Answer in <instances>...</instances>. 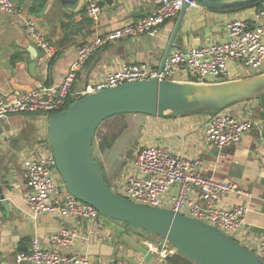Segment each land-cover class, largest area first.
Returning <instances> with one entry per match:
<instances>
[{"label": "crops", "instance_id": "crops-1", "mask_svg": "<svg viewBox=\"0 0 264 264\" xmlns=\"http://www.w3.org/2000/svg\"><path fill=\"white\" fill-rule=\"evenodd\" d=\"M154 2L114 0L110 7L103 1L99 23L94 25L86 15L84 0L74 10L65 9L59 0H15L19 13L0 11V96L11 97L35 88L60 85L82 44L101 32L148 15ZM243 14L244 11L215 13L202 6L187 9L173 48L189 49L225 41L226 22ZM28 17L38 21L52 48L51 53L36 47L26 33ZM175 24L176 18L165 23L155 36L141 35L110 44L95 53L80 71L73 92H80L107 72L119 70L130 62L158 69ZM229 71L228 81L249 77L246 70L235 63L230 64ZM224 111L255 123L238 146L221 149L206 142L204 129L211 113L169 118L124 114L127 116L125 125L115 132L116 138L111 140L110 147L101 150L97 157L106 179L113 185L118 182L122 159H125L122 155L129 151L133 154L142 145L167 146L176 156L201 159L203 176L236 181L245 191V195L227 194L218 204L248 208L238 239H243L244 242H240L255 251L264 240V147L258 142V126H264V94L238 101ZM36 118L19 113L0 120V264H17L16 253L26 251L33 239L43 248L56 249L51 236L63 227L74 230L79 238L70 249L61 251L88 256L91 264H107L116 258L135 264H172L168 257L174 253L167 257L160 255L159 244L163 239L143 238L129 231L124 223L102 219L97 224L60 215H32L26 203L28 189L22 161L28 149L34 146L36 133L46 134L44 124L38 116ZM116 125L110 123L102 129V136L108 137ZM118 147L121 148L115 157Z\"/></svg>", "mask_w": 264, "mask_h": 264}, {"label": "built area", "instance_id": "built-area-1", "mask_svg": "<svg viewBox=\"0 0 264 264\" xmlns=\"http://www.w3.org/2000/svg\"><path fill=\"white\" fill-rule=\"evenodd\" d=\"M84 1L87 17L97 25L104 0ZM185 5H188V9L201 7L193 0H155L153 10L148 15L101 32L82 44L60 85L35 88L11 97L0 96V120L12 114H35L46 128V134L41 136L33 149H28L22 161L28 189L26 203L34 217L51 214L97 224L101 220V215L94 207L77 200L66 190L55 169V159L47 136V120L50 114L67 108L69 101L104 88L146 81L156 76L160 80L177 82H226L230 78L231 63L245 69L248 78L264 73L263 6L242 10L244 14L241 17L226 22L225 41H214L189 49L173 48L160 74L156 68L130 62L119 70L107 72L103 78L89 83L80 92H73L80 71L92 55L110 44L141 35H157L162 26L176 18ZM0 11L19 13V7L15 0H0ZM25 31L36 47L47 53L52 52L36 19H26ZM254 127L255 123L250 119L236 118L224 109L219 110L211 113L206 121L205 140L221 149L235 147ZM258 128V142L264 147V126ZM202 164L199 158L176 156L167 146L142 145L127 162L124 180L111 187L133 203L172 209L216 227L238 240L248 208L242 205L222 207L218 203L227 194L246 193L236 181L203 176L200 172ZM78 238L74 230L63 227L51 236L56 249L43 248L37 239H33L26 251L16 253L15 261L17 264H91L92 259L88 256L61 251L74 246ZM159 246L163 257L174 253L169 250L165 240ZM255 252L264 259V240ZM107 264L135 263L116 258Z\"/></svg>", "mask_w": 264, "mask_h": 264}, {"label": "water", "instance_id": "water-1", "mask_svg": "<svg viewBox=\"0 0 264 264\" xmlns=\"http://www.w3.org/2000/svg\"><path fill=\"white\" fill-rule=\"evenodd\" d=\"M59 1L65 9L74 10L81 0ZM104 1L110 7L114 4V0ZM193 1L215 13L242 11L264 3V0ZM187 9L185 5L176 17L158 74L173 50ZM262 93L264 73L216 84L167 81L156 76L85 94L64 110L50 114L47 120L55 169L66 190L77 200L94 207L101 216L126 224L136 235L165 240L169 250L194 264H264L255 251L216 227L172 209L140 205L122 197L112 189L100 159L94 155L98 129L114 116L143 114L169 118L212 113Z\"/></svg>", "mask_w": 264, "mask_h": 264}, {"label": "rangeland", "instance_id": "rangeland-1", "mask_svg": "<svg viewBox=\"0 0 264 264\" xmlns=\"http://www.w3.org/2000/svg\"><path fill=\"white\" fill-rule=\"evenodd\" d=\"M78 98H80V97H78ZM77 98V99H78ZM75 100V99H74ZM72 102V101H71ZM71 102L69 103V105L71 104ZM28 115H31V116H34L35 117V119H37L36 118V116H38V115H35V114H28ZM39 117V116H38ZM114 117H116V118H114L113 120H108V121H106L105 123H103V124H101V126H100V128L98 129V131H97V135H96V138H95V141H94V155L97 157V155H99L100 154V151L102 150L101 149V146H100V141H101V139H102V135H103V131L104 130H102V129H104L106 126H108V125H110V123H117V125H116V127H114V129H112V131H110L109 133H108V137H107V140L109 141L110 139H111V137L115 134V132H117V131H119L124 125H125V119H126V115H121V116H114ZM35 127H37V125L35 124ZM41 134L40 133H36V135H35V139H34V146H36L37 145V143H38V141H39V139L41 138ZM34 146H32V147H30V149H33L34 148ZM121 147H118V149H116L115 150V157L117 156V153H118V151H119V149H120ZM134 153L135 152H133V154H132V151H129L128 153H126L125 155H122L123 157L122 158H125V159H122L123 161H122V163H121V166H120V171H119V173H118V181H120V180H124V178H125V170L124 171H122V169H123V166H124V164L125 163H127L128 161H129V158H131L133 155H134ZM133 158V157H132ZM108 181V180H107ZM109 182V181H108ZM111 186H113V184L112 183H109ZM115 185V184H114ZM104 220L105 222L106 221H113L112 219H110V218H107V217H104V216H101V220ZM156 239H158L157 237H155ZM238 241H239V239H238ZM240 241L243 243L244 241H243V239H240ZM255 251H257V249L255 250Z\"/></svg>", "mask_w": 264, "mask_h": 264}, {"label": "trees", "instance_id": "trees-1", "mask_svg": "<svg viewBox=\"0 0 264 264\" xmlns=\"http://www.w3.org/2000/svg\"><path fill=\"white\" fill-rule=\"evenodd\" d=\"M264 6V3L262 4H259L258 7H263ZM264 94V93H262ZM72 101V100H71ZM69 101L68 104H67V107L69 106V103L71 102ZM213 113V112H212ZM118 116H121V115H118ZM97 135V133H96ZM116 138V135L114 134L111 139L108 141L107 140V137H102L101 141H100V146H101V149L104 150L106 149L107 147H110L111 145V140L113 141L114 139ZM126 225V224H125ZM127 226V225H126ZM168 260L172 263V264H194L193 262H191L189 259L185 258L184 256L182 255H179V254H176L174 253V255L172 257H168Z\"/></svg>", "mask_w": 264, "mask_h": 264}]
</instances>
